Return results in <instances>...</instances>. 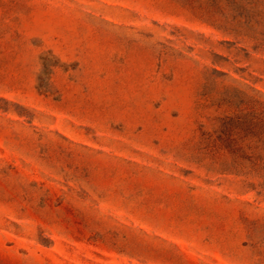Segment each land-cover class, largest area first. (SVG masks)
I'll return each mask as SVG.
<instances>
[{
  "label": "rangeland",
  "instance_id": "374dc122",
  "mask_svg": "<svg viewBox=\"0 0 264 264\" xmlns=\"http://www.w3.org/2000/svg\"><path fill=\"white\" fill-rule=\"evenodd\" d=\"M0 264H264V0H0Z\"/></svg>",
  "mask_w": 264,
  "mask_h": 264
}]
</instances>
